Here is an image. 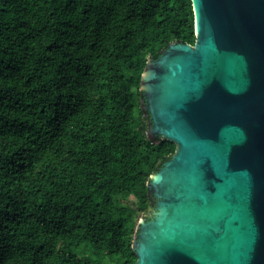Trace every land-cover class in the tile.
I'll use <instances>...</instances> for the list:
<instances>
[{"label":"trees","instance_id":"1","mask_svg":"<svg viewBox=\"0 0 264 264\" xmlns=\"http://www.w3.org/2000/svg\"><path fill=\"white\" fill-rule=\"evenodd\" d=\"M194 45L191 0H0V264H135L147 187L142 75Z\"/></svg>","mask_w":264,"mask_h":264},{"label":"water","instance_id":"2","mask_svg":"<svg viewBox=\"0 0 264 264\" xmlns=\"http://www.w3.org/2000/svg\"><path fill=\"white\" fill-rule=\"evenodd\" d=\"M196 42L142 75L148 136L176 145L147 184L135 264H264V0H191Z\"/></svg>","mask_w":264,"mask_h":264},{"label":"rangeland","instance_id":"3","mask_svg":"<svg viewBox=\"0 0 264 264\" xmlns=\"http://www.w3.org/2000/svg\"><path fill=\"white\" fill-rule=\"evenodd\" d=\"M152 210V209H151ZM152 211H149L148 214L146 215V219L148 220V218L150 217Z\"/></svg>","mask_w":264,"mask_h":264},{"label":"flooded vegetation","instance_id":"4","mask_svg":"<svg viewBox=\"0 0 264 264\" xmlns=\"http://www.w3.org/2000/svg\"><path fill=\"white\" fill-rule=\"evenodd\" d=\"M153 210V209H152ZM152 210H150V211H152Z\"/></svg>","mask_w":264,"mask_h":264}]
</instances>
